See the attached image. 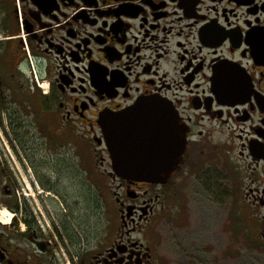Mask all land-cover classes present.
I'll return each instance as SVG.
<instances>
[{"label": "flooded vegetation", "instance_id": "af4514ba", "mask_svg": "<svg viewBox=\"0 0 264 264\" xmlns=\"http://www.w3.org/2000/svg\"><path fill=\"white\" fill-rule=\"evenodd\" d=\"M146 99L172 105L186 128L181 165L166 185L108 172L120 186L89 232L55 182L35 186L37 162L24 154L71 145L86 167L90 144L112 168L100 116ZM33 132L57 135L43 147ZM211 155L248 219L229 229L255 230L262 251L264 0H0V213L10 218L0 220V264H155V247L135 235L165 215L169 184Z\"/></svg>", "mask_w": 264, "mask_h": 264}, {"label": "rangeland", "instance_id": "374dc122", "mask_svg": "<svg viewBox=\"0 0 264 264\" xmlns=\"http://www.w3.org/2000/svg\"><path fill=\"white\" fill-rule=\"evenodd\" d=\"M56 135V132L35 134L42 141L43 147L47 145V139L49 144L55 142ZM64 137H68L71 142L74 141L75 135L73 133ZM216 140L220 139L216 137ZM235 152H231L230 156H236L237 151ZM77 153L73 146L65 145L56 149L48 146L35 155L31 156L29 153V158L25 154L24 156L27 160L37 162L35 186L42 187L41 181L46 185L55 182L61 195L67 197L69 202L76 201L74 214L81 216V224L85 225L89 232H93L96 231L95 225L103 223V217L99 213L100 202H109L108 192L111 189L118 191L120 184L112 178H106L112 168L107 165L100 166V161L96 156L94 158L90 144L86 167L80 166ZM221 153L226 155L227 152ZM104 156L106 157L105 154ZM9 157L11 160L20 159L17 153L13 158L10 155ZM217 157L224 161L218 152ZM212 163L224 171V178L223 173L216 168L212 176ZM101 173H106L105 178H102ZM95 178L97 185L93 181ZM225 179L226 165L213 157L206 165L197 169L195 176H187L177 186L175 180L169 184L168 194L160 204L166 209L165 215L158 211V221L135 235L155 247V264H264V247L262 251H258L254 245L256 231L246 233L229 229L230 225L235 226L240 224L242 219L243 222L248 219L243 213L240 214L242 219L239 217L237 202L227 194L229 187ZM120 189L123 193V189ZM48 204L51 205L49 200ZM35 207L37 208L36 204ZM159 209L162 208L159 206ZM61 212L67 214L68 208H61ZM44 213H50L46 205ZM38 215L48 229L44 214L38 211ZM60 234L65 235L61 232Z\"/></svg>", "mask_w": 264, "mask_h": 264}, {"label": "water", "instance_id": "95a60500", "mask_svg": "<svg viewBox=\"0 0 264 264\" xmlns=\"http://www.w3.org/2000/svg\"><path fill=\"white\" fill-rule=\"evenodd\" d=\"M100 122L117 176L165 184L179 168L186 128L169 103L142 100L122 112L103 113Z\"/></svg>", "mask_w": 264, "mask_h": 264}, {"label": "bare ground", "instance_id": "6f19581e", "mask_svg": "<svg viewBox=\"0 0 264 264\" xmlns=\"http://www.w3.org/2000/svg\"><path fill=\"white\" fill-rule=\"evenodd\" d=\"M0 220H2V221L5 220L6 222H8L10 220V218L6 217V215H4L3 213H0Z\"/></svg>", "mask_w": 264, "mask_h": 264}, {"label": "trees", "instance_id": "16d2710c", "mask_svg": "<svg viewBox=\"0 0 264 264\" xmlns=\"http://www.w3.org/2000/svg\"><path fill=\"white\" fill-rule=\"evenodd\" d=\"M8 27H9V25H8Z\"/></svg>", "mask_w": 264, "mask_h": 264}]
</instances>
